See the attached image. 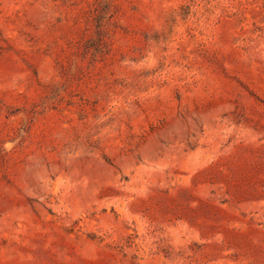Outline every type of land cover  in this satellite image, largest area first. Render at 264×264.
<instances>
[{
	"label": "rangeland",
	"instance_id": "374dc122",
	"mask_svg": "<svg viewBox=\"0 0 264 264\" xmlns=\"http://www.w3.org/2000/svg\"><path fill=\"white\" fill-rule=\"evenodd\" d=\"M0 264H264V0H0Z\"/></svg>",
	"mask_w": 264,
	"mask_h": 264
}]
</instances>
